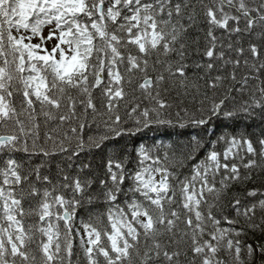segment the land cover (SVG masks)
Here are the masks:
<instances>
[{"label":"snow or ice","instance_id":"snow-or-ice-1","mask_svg":"<svg viewBox=\"0 0 264 264\" xmlns=\"http://www.w3.org/2000/svg\"><path fill=\"white\" fill-rule=\"evenodd\" d=\"M256 117L264 0H0V264H264V132L208 138ZM176 126L200 132L72 164Z\"/></svg>","mask_w":264,"mask_h":264},{"label":"trees","instance_id":"trees-1","mask_svg":"<svg viewBox=\"0 0 264 264\" xmlns=\"http://www.w3.org/2000/svg\"><path fill=\"white\" fill-rule=\"evenodd\" d=\"M193 39L196 37L200 38V43L203 45V33L193 31L192 34ZM226 39V38H225ZM192 42L191 40L189 41ZM195 46L193 45V48ZM202 50V49H201ZM189 68L187 69L188 74L190 78L196 79L200 76H203L204 73L201 69L196 67L197 62L203 63V59L200 55L196 54L194 51L189 57ZM201 84L204 83L203 80L200 81ZM191 98H189L190 100ZM192 105L189 104V108L192 109ZM225 124H227V127H225ZM103 130V125L100 124L99 127H97L96 124H92L90 128L85 129L86 135H94L98 134ZM215 130L217 134L221 132H233L235 131L236 134H245L248 136H251L253 138L260 137L261 133L264 132V121L260 120L258 117L254 119H240L236 121L234 124L223 122L221 121H214L212 126L209 128V137L211 139H215L214 136H212V131ZM200 132V129L188 126L181 128L179 126L176 127H153L151 129H146L142 133L138 134V136L132 138V140H128L125 138L124 140L120 141H109L107 143V146L103 149H97L93 150L91 154L84 153L81 154V156L78 159H75L72 161V164L74 165L75 170L79 169V165L81 162L88 163L91 162L94 169L99 170L100 166L104 163V158L107 154H110L112 152L118 151L119 147L123 146L125 143L131 145L135 141H139L148 145H152L153 143H156L158 145H168L172 143L177 142H184L187 139H189L191 136L197 134ZM19 156H23V153L18 154ZM199 158V157H198ZM39 158H33L29 163L36 164L39 163ZM66 163V159L60 156H57L50 160L48 162V165H46L45 170L47 171L48 168H51V171L53 174L57 171V166L63 167ZM192 162H186V165H190ZM71 170V169H70ZM180 172L187 174L188 167H182L179 169ZM262 184H264V173H261L259 176L256 177L255 183H249L247 185L248 188L252 187H260ZM242 190V189H241ZM260 233H256L255 235H252L249 233L247 237V241L249 243H259Z\"/></svg>","mask_w":264,"mask_h":264}]
</instances>
